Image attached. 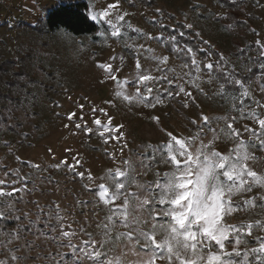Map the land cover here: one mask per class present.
<instances>
[{"label": "rangeland", "instance_id": "374dc122", "mask_svg": "<svg viewBox=\"0 0 264 264\" xmlns=\"http://www.w3.org/2000/svg\"><path fill=\"white\" fill-rule=\"evenodd\" d=\"M78 2L88 5L89 17L107 10L109 4H117L105 18L113 22H117L118 15L127 12L125 21L140 32L122 31L133 49L144 46L139 50L142 69L159 76L161 72L156 71V62L146 57L167 56V63L161 65V69H171L168 79L184 86L191 96L181 93L155 108L128 104L117 98L116 82L107 79L106 72L97 65L112 64L114 71L119 69L116 72L119 79H134L137 53L125 47L123 38L111 37L103 22L95 23L97 30L93 34L81 36L63 28L50 30L47 26L52 9ZM177 22L191 24L193 36L202 47L207 44L212 51L222 53L229 66L224 70L235 66L238 78L246 82L251 100L264 105V75L259 67L264 63L260 56V46L264 45V0H59V3L58 0H0V98L5 100L3 106L0 105V180L5 177L3 173L16 170L27 177V189L14 203L24 231L19 240L7 247L4 244L8 237L0 236V261L13 264L9 249L22 247L23 250L15 254L28 258L19 264H74L72 249L67 246L69 240L79 245L90 238L88 234L100 240L103 226L108 223L109 208L99 201L96 190L100 183H106L101 178L109 170H123L128 167L124 162L131 161L139 183L154 182L156 173H160L162 179L169 168L157 163L159 153L155 160L141 158L152 154L149 146L167 142L166 132L193 136L198 126L203 125L202 116L209 117L213 128L224 126L221 118L239 117L231 100L239 91L237 87L230 89L225 82L224 91L228 94L225 97L216 75L209 77L205 72L199 74L195 85L190 83L192 77L186 75L188 69L182 67L184 63L165 49L161 40L166 37V28ZM99 33H105L106 38ZM149 34L152 39L147 38ZM147 49L153 51L149 53ZM159 83L158 89L154 87V95L157 91L164 93L168 87L164 81ZM127 92L134 94L135 87L127 86ZM249 102L246 98L245 104ZM235 104L240 107L238 100ZM94 107L96 113L92 111ZM101 108L108 116L99 112ZM248 110L264 116V107L252 104ZM70 113H75L72 119H69ZM152 116H158L159 123L152 120ZM94 117L100 118L102 123L111 117L113 126L123 125V138L119 142L105 143V137L98 134L93 123ZM76 124H81V128H76ZM85 124L92 129L90 135L84 131ZM243 125L260 131L259 125L250 119H238L234 127L242 130ZM201 135L211 137L207 129ZM242 138L246 142L250 140L247 133H243ZM233 146L234 141L227 139L216 144L221 152ZM249 151L255 156V160L248 161L249 166L264 174V152L259 148ZM63 160H67V164L60 163ZM77 160L79 165L69 168L76 165ZM87 170L93 177L91 181L87 179ZM78 172H85V179L75 174ZM129 190L141 194L143 191L136 186ZM260 193H264V189L254 188L251 193L234 196L233 201ZM57 216L62 219L58 220ZM226 219L235 224L264 219V209L241 210ZM30 222H34L31 228ZM61 225L63 231L75 235L63 238ZM11 229L16 230L15 226ZM123 231L128 229L116 228L112 235ZM254 236L264 237V232L254 230ZM248 239L249 247L256 246L252 237ZM52 256L55 259L49 258ZM128 258L135 259L131 255Z\"/></svg>", "mask_w": 264, "mask_h": 264}, {"label": "snow or ice", "instance_id": "6c2138e0", "mask_svg": "<svg viewBox=\"0 0 264 264\" xmlns=\"http://www.w3.org/2000/svg\"><path fill=\"white\" fill-rule=\"evenodd\" d=\"M114 8H117V4H109L107 10L90 14V19L94 23L106 24L111 37L123 38L125 47L137 53L136 75L132 80L119 79L116 75L119 69L114 71L112 64L97 65L106 72L107 79L116 82L115 96L128 104H142L146 108H155L157 105H162L165 100L179 96L181 93L190 97L191 92L186 91L184 86L176 84L174 79H168V72L172 71L171 69L167 71L161 69L160 66L167 63V56L146 57L156 62V71L161 72L159 76H154L151 70L142 69L139 50L144 46L141 44L133 49V45L128 43V37L122 31L126 29L139 33L140 30L133 29L132 25L125 21L127 12L118 15L117 22L105 20ZM57 27L59 30L61 26ZM186 27L191 29L192 25L187 24ZM99 35L106 38L105 33H99ZM184 35V32L179 33L181 37ZM196 35L199 36V33ZM147 38L152 39L150 34ZM156 39H162V37H156ZM169 40L172 51L178 57L185 58L182 67L189 69L186 75L192 77L190 83L196 84L202 70H206L209 77L215 71L222 73L228 85L239 89L231 100L233 109L240 115L221 118L224 120V126L219 128H213L209 117L202 116L203 125L198 126L193 136L166 132L167 142L159 146H149L152 148V154L141 158L145 161L155 160L158 152L160 159L157 163L165 164L169 168V171L162 174V179L161 174L156 173L157 179L154 182L139 183L131 161L124 162L128 167L123 170L120 168L115 169L114 172L109 170L108 174L101 178L106 183H100L96 190L99 201L109 208V214L106 216L108 223L103 226L100 240L91 238V234H88L90 237L88 240H83L79 245L72 244L69 240L67 246L72 249L74 264H85V262L87 264H264V237L254 236V230L264 232V219L239 224L230 223L226 219L241 210L264 209V193L242 198L237 202L233 201L234 196L251 193L254 188L264 189V174L258 173L248 164L249 160H255L254 153L249 149L259 148L264 152V135H262L264 116L255 110L248 109L252 104L256 107H264V105H261L259 101L251 100L246 82L238 78L235 66L227 71L224 70L229 66L222 53L213 63L210 51L194 50L188 45L181 46L175 35L169 37ZM260 48V56L264 58V45ZM145 51L151 53L153 50ZM198 52H203L205 59L198 60ZM115 59L113 57V60ZM120 59L123 60V57ZM259 67L262 70L261 75H264V63H261ZM160 81L166 82L168 87L165 88L164 93L157 91L154 95V87L158 89ZM129 85L135 87L134 94L127 92ZM141 85L143 92H141ZM224 89L225 84L221 83V94L227 97L228 94ZM246 98L250 100L249 104H245ZM236 100L239 101V108L236 107ZM106 103H112V101ZM80 107L83 109L84 106L80 105ZM92 111L96 113L97 109L94 107ZM99 112L108 116L105 109L101 108ZM74 116L75 113H70L69 119ZM151 119L159 123L160 118L152 116ZM238 119L254 121L259 125L260 131L248 125H243L242 130L237 129L234 124ZM93 123L97 126L98 134L105 137V143L112 140L119 142L123 138L121 132L123 125L113 126L111 117H108L106 123L94 117ZM192 123L195 124L196 121ZM75 126L78 129L81 128V124ZM205 129L211 133L210 138L201 135ZM84 131L90 135L92 129L85 124ZM106 133L109 135L105 136ZM243 133L249 135V142L242 138ZM221 139L233 140L234 146L227 152L217 150V141ZM124 146H127L126 143ZM60 163L67 164V160ZM79 163L77 160L76 165H69V168H75ZM34 167L38 168L39 165ZM87 171L89 173L87 179L93 180L90 170ZM75 174L80 179H85V172ZM5 177H11V179H7V183L5 180H0V225H4L0 227V236L8 237L4 244V247H7V244L19 240L24 231L20 226L21 217L16 214L14 203L16 193H22L27 189V177L22 176L19 170L5 172ZM107 182H110L112 187ZM17 184L21 186L15 187ZM4 185L6 187H3ZM132 186L143 190L142 194L131 192L129 189ZM117 200L121 203L116 204ZM26 218L27 214H25ZM57 219L62 217L57 216ZM9 220L15 222L16 230L11 233L8 232L6 224ZM32 226L34 222H30V228ZM60 227L63 238L75 235L73 232L63 231V225ZM119 227L128 231L117 232L113 237V230ZM52 231L55 232L56 228L53 227ZM249 237L255 240L256 246L249 247ZM53 239L59 238L53 237ZM22 250V247L15 250L9 249L13 264H19L20 261L28 258L26 255L21 257L15 254ZM129 255L135 259H129ZM49 258L55 259L54 256ZM0 264H7V262L0 261Z\"/></svg>", "mask_w": 264, "mask_h": 264}, {"label": "trees", "instance_id": "16d2710c", "mask_svg": "<svg viewBox=\"0 0 264 264\" xmlns=\"http://www.w3.org/2000/svg\"><path fill=\"white\" fill-rule=\"evenodd\" d=\"M58 25L61 26L60 29L63 28L75 36L91 35L97 30V25L89 17L88 5L85 2L62 4L52 9L47 17V26L50 30H56L58 29ZM180 32H184L185 35L183 37L179 36ZM173 35L176 36L177 42L181 46L188 45L191 46L194 50L205 49L212 53L211 62L215 63L218 60L219 54H217V52L212 51L207 44L202 47V43L196 40L193 36V31L191 29H188L185 24L177 22L174 26L166 28V37H164L161 42L164 45L165 49L182 63H185V58L182 56L178 57L171 48V41L169 40V37ZM197 59H205L203 52L197 53ZM201 72L207 73L206 70H202ZM214 74L216 75L218 81H220L221 83L226 82L222 77V73H216L214 71ZM243 79H246V77H244ZM226 86L230 89L232 87V85ZM4 101V99L0 98V105L3 106ZM24 165H27V163H24ZM3 175L5 174L3 173ZM4 178L3 180H5L7 183V180ZM7 179H11V177H8ZM20 186V184L15 185V187ZM3 187H6V185H4ZM19 194L20 193H16L15 201H18L20 199L18 196ZM6 224L8 232H13L11 228L15 226V222L9 220L6 222ZM0 227H4V225H0Z\"/></svg>", "mask_w": 264, "mask_h": 264}]
</instances>
